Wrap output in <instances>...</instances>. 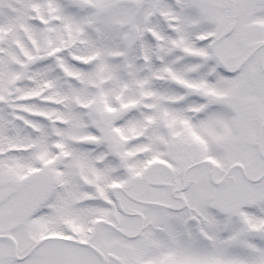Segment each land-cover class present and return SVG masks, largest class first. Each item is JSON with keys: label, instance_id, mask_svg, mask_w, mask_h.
Listing matches in <instances>:
<instances>
[{"label": "snow or ice", "instance_id": "obj_1", "mask_svg": "<svg viewBox=\"0 0 264 264\" xmlns=\"http://www.w3.org/2000/svg\"><path fill=\"white\" fill-rule=\"evenodd\" d=\"M0 264H264V0H0Z\"/></svg>", "mask_w": 264, "mask_h": 264}]
</instances>
